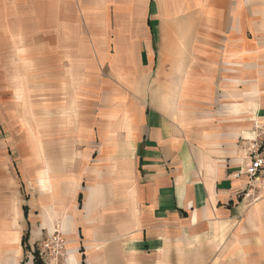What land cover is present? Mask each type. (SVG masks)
<instances>
[{
  "label": "crops",
  "instance_id": "obj_1",
  "mask_svg": "<svg viewBox=\"0 0 264 264\" xmlns=\"http://www.w3.org/2000/svg\"><path fill=\"white\" fill-rule=\"evenodd\" d=\"M63 1L87 30L36 63L58 154L23 116L38 207L0 182V264L55 233L60 264H264V197L238 176L264 135V0Z\"/></svg>",
  "mask_w": 264,
  "mask_h": 264
},
{
  "label": "rangeland",
  "instance_id": "obj_2",
  "mask_svg": "<svg viewBox=\"0 0 264 264\" xmlns=\"http://www.w3.org/2000/svg\"><path fill=\"white\" fill-rule=\"evenodd\" d=\"M45 1L0 0V182L15 179L22 196L33 198L32 201L37 207L39 193L35 183V167L31 163L36 160L32 156L34 152H29V149L24 151L22 147H19L24 146L26 141L22 130L25 132L27 126L23 123L22 117H26V122H29L30 115L33 116L31 120L41 122L40 135L37 129L34 140H28L30 142L28 146H33L41 140L48 145L47 150L44 151L45 156H48L51 153L58 154L55 150L48 151V149L58 148V135H56L58 133V112L54 113L51 108L54 104L50 101H54V98L50 95L46 98L45 94L40 93L42 88L37 84L40 71L36 63L45 49L58 47V38L53 35L56 29L68 32L69 35L71 30L76 34L87 30V25L80 23L78 15L74 18V8L63 5V0L59 2L52 0V3L62 4L55 22L50 10H54L55 6L46 5ZM90 25L95 30H101L98 23ZM42 32H46V35ZM26 58L34 61L26 64L24 61ZM26 65H32L29 72L23 70ZM54 73L57 72L50 71L51 80H55ZM30 83H36V85ZM17 89H20L24 100L19 95L17 96V93L20 94V92H15ZM2 183L0 187L4 186ZM263 197L264 190L260 189L249 199L253 203ZM53 205V201L47 203L48 208Z\"/></svg>",
  "mask_w": 264,
  "mask_h": 264
},
{
  "label": "built area",
  "instance_id": "obj_3",
  "mask_svg": "<svg viewBox=\"0 0 264 264\" xmlns=\"http://www.w3.org/2000/svg\"><path fill=\"white\" fill-rule=\"evenodd\" d=\"M240 175L248 180L247 197L253 196L257 190H264V137L250 154L247 165L238 176ZM65 252V241L59 234H53L40 243L36 253L41 262L60 264Z\"/></svg>",
  "mask_w": 264,
  "mask_h": 264
},
{
  "label": "trees",
  "instance_id": "obj_4",
  "mask_svg": "<svg viewBox=\"0 0 264 264\" xmlns=\"http://www.w3.org/2000/svg\"><path fill=\"white\" fill-rule=\"evenodd\" d=\"M25 215H26V211H25ZM27 239H28V235L26 234L22 238V245H23L24 249H27ZM34 264H43L41 262V260L38 259L36 252L34 253Z\"/></svg>",
  "mask_w": 264,
  "mask_h": 264
}]
</instances>
